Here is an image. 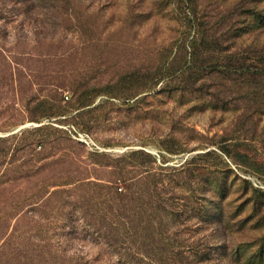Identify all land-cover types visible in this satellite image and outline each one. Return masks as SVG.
Wrapping results in <instances>:
<instances>
[{
  "label": "rangeland",
  "instance_id": "374dc122",
  "mask_svg": "<svg viewBox=\"0 0 264 264\" xmlns=\"http://www.w3.org/2000/svg\"><path fill=\"white\" fill-rule=\"evenodd\" d=\"M194 3L226 16L236 37L221 46L260 68L216 67L212 28L190 56L184 0H0V51L33 74L18 87L0 75V264H264V0ZM71 85L93 89L77 101ZM54 90L66 112L49 116ZM93 189L90 205L131 195L127 217L103 222L130 220L119 248L78 202Z\"/></svg>",
  "mask_w": 264,
  "mask_h": 264
},
{
  "label": "trees",
  "instance_id": "16d2710c",
  "mask_svg": "<svg viewBox=\"0 0 264 264\" xmlns=\"http://www.w3.org/2000/svg\"><path fill=\"white\" fill-rule=\"evenodd\" d=\"M195 0H184V2H188L189 5L187 7V9H189L188 11H190L191 14H193L195 16V19L197 20V23L195 24V30L193 32V38L192 40H190V42H188V44L184 45L187 46L188 48H190V56L194 55L195 53H198V51L196 52V50L201 46V45H205L206 41L202 40L201 37H205V39H208L209 36H216V34H211L209 33L210 29H217L219 31V36L217 37V43H215L216 46H214V50L216 53V56L214 57L215 61H216V67L217 66H221L224 70L226 71H236L240 68H242V65L245 63H254V67L256 69H259L261 66V61L259 60L258 56H249V57H244L242 59H247L248 62L243 61L240 62L238 60H240L241 58H236L237 53H233L232 52H228V49L231 47H233V45H226V47L221 46V44H228L230 43L231 39L233 37L236 36H227L229 30H227L228 27V23L226 22L228 19L225 16L222 19H217L214 21H210V20H205V18H207V15H199L197 16L196 13H194L192 11V7H196L195 3L192 2ZM132 10H135V6H133L131 8ZM189 13V12H188ZM189 13V14H190ZM261 18V16H260ZM261 21V19H260ZM210 22V26H207V23ZM228 27V28H227ZM194 36H200V41L197 42L196 38H194ZM225 36V37H222ZM220 38V39H219ZM204 39V38H203ZM201 42V43H200ZM224 44V45H225ZM245 54L248 55V53L246 52ZM232 56L234 58H232ZM233 59H235L233 61ZM12 63H15L16 66H13ZM21 66V67H20ZM201 70L197 69L194 71L189 72V74L187 75V78H185V80L187 81H194L195 79H199L200 78V74H201ZM161 71H157L156 74H154L153 79H155L154 83H157L156 79H160L161 78ZM203 73V72H202ZM0 75H4L6 76V78L8 79V81L13 82L15 84H17L18 87V83H20V80L22 79H28L30 77L33 76L32 72L30 70H28V68L24 65H22V63L20 64V62H18L17 60H13L10 59L8 57H6L5 55H3V53L0 51ZM152 79V80H153ZM19 81V82H18ZM31 86V85H30ZM26 89V88H25ZM71 91L74 93V95L76 96V100L80 101L82 99H85L91 92L93 88H79L77 85H71ZM132 88H126V92L131 91ZM19 91H21V93H24V91H22V87L21 85H19ZM53 89H51L52 91ZM27 91V90H25ZM54 92V96H52L53 98H45V100H42V102H47V107L46 109H48L49 111L52 110V112H50V115L53 114H59V113H65L66 112V106L65 104L62 103V99H56L55 100V95L58 96L59 93L57 91H53ZM26 93V92H25ZM114 95V94H112ZM127 95H132V93H127ZM29 99H33V97L30 95ZM54 99L53 101H49V100ZM37 129L35 130V132H38ZM14 138V137H11ZM41 139H45V136ZM10 140V138H1L0 142L1 143H7ZM33 142H26V143H18L16 142L15 144H13L12 146V152H24L26 154H32L31 153V149L29 145H32ZM11 146L9 145H2L0 146V165L2 164V160L5 158V156H7L9 149ZM28 149H30V151L28 152ZM135 153H143L142 151H136ZM18 167L16 166V170L17 171ZM4 175V172L1 173L0 170V194L3 193H7V191H11V189H9V184L6 182V180H2L1 176ZM74 183V182H73ZM17 184L14 187H18ZM56 185V184H54ZM93 185H95L97 188H99V190H103L105 189V186L103 184H98V183H94ZM84 184H74L72 191L74 192H82V189H84ZM64 191V190H63ZM94 189L89 191L90 197L88 199H86L85 195L82 196L83 197V201L82 200H78L79 204H82L81 207H83L84 209V203L86 201V207H87V214L89 215V218L93 221L92 223L94 224V228H96L95 233H97L98 235H100V237L102 239L105 240V242L107 244H109L110 246H114L117 243L118 240V233H123L126 234L127 237L130 236L132 229H133V225H131L130 220H128L127 223H122V222H118L119 220L116 219L113 222H108V224H103L105 217L107 216V214H112V216L114 217H118L120 218L121 216L127 217L126 215L129 213V211H132L131 205H132V198L131 195L129 194H119L116 193L114 191H103V194H101L99 197L103 196L104 198L102 199V201H96L93 200V202H91L92 204L90 205V198L92 196ZM18 192V191H16ZM15 192V193H16ZM59 192V191H58ZM62 192V191H61ZM57 193V192H56ZM95 206V207H94ZM93 207V208H92ZM98 226L100 228H98ZM118 246H114L113 248H117ZM119 248V247H118Z\"/></svg>",
  "mask_w": 264,
  "mask_h": 264
}]
</instances>
